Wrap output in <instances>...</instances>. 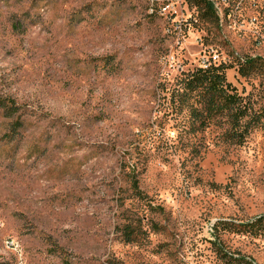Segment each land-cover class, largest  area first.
I'll list each match as a JSON object with an SVG mask.
<instances>
[{"label":"rangeland","instance_id":"obj_1","mask_svg":"<svg viewBox=\"0 0 264 264\" xmlns=\"http://www.w3.org/2000/svg\"><path fill=\"white\" fill-rule=\"evenodd\" d=\"M209 1L0 0V264H264L218 224L264 215V127L230 143L179 97L216 64L264 106V71L239 72L264 0Z\"/></svg>","mask_w":264,"mask_h":264},{"label":"trees","instance_id":"obj_2","mask_svg":"<svg viewBox=\"0 0 264 264\" xmlns=\"http://www.w3.org/2000/svg\"><path fill=\"white\" fill-rule=\"evenodd\" d=\"M201 1L205 3L202 7L212 13L213 2ZM225 68L223 65L214 64L187 72L183 78L179 97L182 101L188 99L192 101L189 102V108L199 127L205 128L217 124L223 129V139L241 145L252 131L264 127V106L256 109L250 100L237 92L231 82H228ZM249 69L264 71V61L259 58H246L245 62L240 64L239 72L245 75ZM0 106L5 109L8 116L18 109L13 99L9 103L6 99H0ZM131 180L133 189L137 193L141 192L136 178L132 176ZM219 223L230 225L227 226V230L232 233L264 237V215L237 223L220 219ZM132 234L133 231L127 230L128 241L134 239ZM218 252L226 264H253V261L248 260L244 255H235L220 247Z\"/></svg>","mask_w":264,"mask_h":264},{"label":"built area","instance_id":"obj_3","mask_svg":"<svg viewBox=\"0 0 264 264\" xmlns=\"http://www.w3.org/2000/svg\"><path fill=\"white\" fill-rule=\"evenodd\" d=\"M206 67H207V65H206Z\"/></svg>","mask_w":264,"mask_h":264}]
</instances>
